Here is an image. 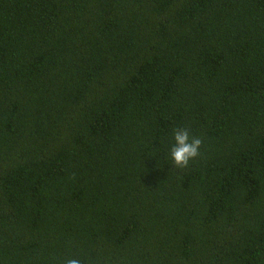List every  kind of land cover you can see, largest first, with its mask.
Listing matches in <instances>:
<instances>
[{
    "label": "trees",
    "instance_id": "16d2710c",
    "mask_svg": "<svg viewBox=\"0 0 264 264\" xmlns=\"http://www.w3.org/2000/svg\"><path fill=\"white\" fill-rule=\"evenodd\" d=\"M71 259L264 264V0H0V264Z\"/></svg>",
    "mask_w": 264,
    "mask_h": 264
},
{
    "label": "clouds",
    "instance_id": "9594fccd",
    "mask_svg": "<svg viewBox=\"0 0 264 264\" xmlns=\"http://www.w3.org/2000/svg\"><path fill=\"white\" fill-rule=\"evenodd\" d=\"M173 141L170 157L177 167H186L190 160L198 156L201 140L190 137L186 129H175L173 131ZM66 264H81V262L77 259H71L66 261Z\"/></svg>",
    "mask_w": 264,
    "mask_h": 264
}]
</instances>
